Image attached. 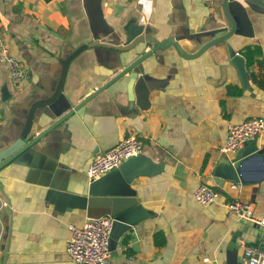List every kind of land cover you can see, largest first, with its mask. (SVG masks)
<instances>
[{
  "label": "crops",
  "instance_id": "0c3cea01",
  "mask_svg": "<svg viewBox=\"0 0 264 264\" xmlns=\"http://www.w3.org/2000/svg\"><path fill=\"white\" fill-rule=\"evenodd\" d=\"M216 1L103 0L102 8L116 28L135 11L145 31L163 39L194 31L212 16ZM244 4L254 36L239 53L244 57L247 47L257 51L253 64H246V87L223 46H211L194 58L180 56L173 46L158 49L135 68L149 89L148 107L138 105L135 80L125 76L90 100L80 114L74 112L38 139L28 156L0 170V264H80L65 255L68 225L80 226L107 213L93 206L101 197L80 194L75 178L84 181L93 157L131 133L142 143V153L161 167L132 180L135 200L149 216L119 240L112 261L132 255L133 264H226L228 244L241 220L222 202H248L254 214L264 218V179L226 181L218 200L208 205L198 203L193 192L201 183L216 185L210 170L222 152L227 125L264 117V7ZM0 33L30 72L29 79L14 85L0 62V145L20 135L29 114L26 141L53 121L40 122L49 111L46 103L32 106L57 86L76 103L78 96L89 95L136 56L87 47L70 60L60 81L62 61L91 40L81 0H0ZM144 46L143 51L151 47ZM255 139L261 147L264 132ZM58 163L67 167L68 180L60 178L51 186ZM262 238L264 232L257 242ZM242 244L249 243L239 239L237 261Z\"/></svg>",
  "mask_w": 264,
  "mask_h": 264
},
{
  "label": "water",
  "instance_id": "95a60500",
  "mask_svg": "<svg viewBox=\"0 0 264 264\" xmlns=\"http://www.w3.org/2000/svg\"><path fill=\"white\" fill-rule=\"evenodd\" d=\"M102 2L103 0H81L91 40L79 45L62 61L60 81L65 76L70 60L87 47L101 46L121 53L134 52L136 56L127 62L118 73L104 81L102 85L95 87L89 95L83 98L78 96L76 103L64 96L58 86L47 99L36 101L32 108L46 103L49 109L41 116L40 122H43L45 118L53 121L45 123L42 131L26 141L32 122V116L29 114L20 135L15 140L0 145V170L13 160L28 156L32 145L38 139L74 112L80 114L82 108L90 100L125 76H128L129 81L135 80L133 90L138 105L141 108L148 107L149 89L143 76L139 75L135 68L158 49L173 46L180 56L194 58L211 46H223L242 84L245 87L248 85L245 58L239 51L252 43L254 29L244 2L264 7V0H218L212 4V16L194 31L177 36L168 35L163 39H158L146 32L144 23L138 22L135 11L130 13L120 27L112 26L104 17ZM146 44L151 47L143 51ZM160 167L161 164L152 162L140 153L129 157L97 179L90 180L86 177L83 181L81 176L75 178L74 184L80 186V194L101 197L93 201V206L107 213L104 215L113 218L108 241L110 251L116 248L121 238L124 240L128 236L134 226L149 216V213L135 200L136 192L131 187L132 180L141 175H153L159 172ZM252 169H255V174L250 176ZM68 173L67 167L58 163L49 181L50 185L54 186L55 181L60 178L64 181L68 180ZM210 174L216 184L213 188L220 192L223 191L222 186L226 181L248 184L264 179V144L259 147L256 139H250L246 140L233 155L221 152L212 164ZM60 187L65 188L64 185ZM262 232H264V227L255 222L249 220L238 222L228 244L226 264H238L236 245L240 238H243L246 243L254 244ZM7 248L6 242L3 257H5Z\"/></svg>",
  "mask_w": 264,
  "mask_h": 264
},
{
  "label": "built area",
  "instance_id": "2783aa9c",
  "mask_svg": "<svg viewBox=\"0 0 264 264\" xmlns=\"http://www.w3.org/2000/svg\"><path fill=\"white\" fill-rule=\"evenodd\" d=\"M0 62L5 66L10 81L17 85L30 77L29 69L11 53L0 33ZM264 132V117L254 116L240 123H229L224 144L220 150L235 153L246 140L255 139ZM143 145L135 134L125 136L112 148L97 153L88 165V179L94 180L120 165L131 156L142 153ZM230 187L235 188V184ZM220 191L201 183L193 192V198L208 205L218 200ZM222 205L241 221L249 220L264 225V218L257 217L252 205L240 199L224 200ZM113 218L103 215L88 219L83 225L69 224V237L65 255L80 264H133L132 255L122 262H114L109 250V232ZM208 262V258H204ZM238 264H264V238L254 244H242Z\"/></svg>",
  "mask_w": 264,
  "mask_h": 264
},
{
  "label": "trees",
  "instance_id": "16d2710c",
  "mask_svg": "<svg viewBox=\"0 0 264 264\" xmlns=\"http://www.w3.org/2000/svg\"><path fill=\"white\" fill-rule=\"evenodd\" d=\"M256 53L257 51L255 49H252L250 47L246 48V50L244 51V57L246 59L247 66H250L256 60L255 59Z\"/></svg>",
  "mask_w": 264,
  "mask_h": 264
}]
</instances>
